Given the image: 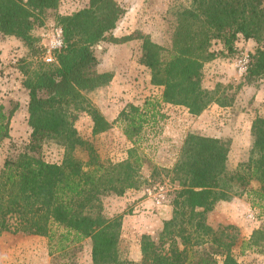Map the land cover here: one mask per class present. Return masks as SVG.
Masks as SVG:
<instances>
[{"label": "trees", "instance_id": "16d2710c", "mask_svg": "<svg viewBox=\"0 0 264 264\" xmlns=\"http://www.w3.org/2000/svg\"><path fill=\"white\" fill-rule=\"evenodd\" d=\"M60 1L0 0V34L21 39L36 54L35 30L52 14L63 28L66 43L56 62L26 71L23 86L29 96L31 138L24 151L6 157L0 167V235L46 237L50 253L63 264H76V252L85 239L92 242L93 264H241L233 254L237 228H214L207 214L218 201L229 199L233 187L264 213V116L253 121L251 156L235 172L227 167L230 139L197 134L185 138L170 169L175 184L169 193L172 215L157 238L142 236L140 261L120 260L123 217L106 216L103 199L123 196L143 183L147 158L140 149L165 118L162 104L183 106L200 115L216 101L203 86L205 64L234 55L239 37L256 43L246 78H264V0H191L174 13L162 44L143 34L116 37L114 31L126 14L116 0H89L87 7L71 15L56 12ZM135 39L142 41L140 62L149 70L150 83L162 93L122 109L117 122L131 147L120 161L104 160L92 142L79 137L71 107L80 109L84 90L113 78L111 72L96 71V48ZM216 44L220 50L214 49ZM87 111L93 121L92 135L111 128L98 109ZM13 115V109L0 105V144L10 137ZM50 141L64 148L59 163L43 158L44 144ZM262 243L263 228L243 240L240 250Z\"/></svg>", "mask_w": 264, "mask_h": 264}, {"label": "rangeland", "instance_id": "374dc122", "mask_svg": "<svg viewBox=\"0 0 264 264\" xmlns=\"http://www.w3.org/2000/svg\"><path fill=\"white\" fill-rule=\"evenodd\" d=\"M116 1L127 13L115 29L116 37L143 34L160 44L165 43L168 24L174 13L191 3V0ZM88 3L89 0H61L56 12L71 15L87 7ZM51 23L58 25L52 14L35 30L34 35L39 39L36 54L21 39L11 42L0 34V105L14 110L10 137L0 144V167L6 157L17 155L29 144L32 131L28 124L29 96L23 80L26 71L33 72L47 64L42 59L40 34ZM141 43L140 39H135L120 44H100L96 48L99 63L95 69L99 73L111 72L113 78L106 85L84 90L85 103L80 109L71 107V119L79 137L92 142L104 160L120 161L131 147L117 122L122 109L128 103L142 105L146 99H157L162 93L161 88L151 85L149 70L140 62ZM235 46L237 52L234 55L218 57L221 64L210 68H206L210 62L205 64L203 86L212 91L216 101L200 115H192L183 106L162 104L160 110L165 118L159 122L157 133L150 134L140 149L147 158L141 173L143 183L123 196L111 194L104 197L105 215L123 217L118 246L121 261H140L142 236L157 238L164 221L171 217L169 193L175 184L170 180V169L179 159L180 148L189 134L230 139L232 146L227 163L230 173L249 160L253 121L264 116V78L247 79L237 64L245 55L249 57L256 43L248 44L239 37ZM214 49L220 50L221 46L216 44ZM88 107L98 109L112 124L108 131L92 135L93 121ZM42 153L45 160L59 163L64 148L50 141L44 144ZM158 199H161L160 203ZM207 222L214 228L227 225L237 228L239 240L233 247V254L241 264H264V243L243 253L240 250L243 240H249L255 231L264 229V213L253 206L241 189H229V199L215 204L207 214ZM91 248V239H85L76 252V264H93ZM0 264L63 263L50 253L48 238L4 232L0 235Z\"/></svg>", "mask_w": 264, "mask_h": 264}, {"label": "built area", "instance_id": "2783aa9c", "mask_svg": "<svg viewBox=\"0 0 264 264\" xmlns=\"http://www.w3.org/2000/svg\"><path fill=\"white\" fill-rule=\"evenodd\" d=\"M40 47L42 50V59L47 64L56 62V54L66 47L63 28L56 24H49L42 29L40 34ZM249 57L245 55L238 60V66L241 73H246L248 69ZM164 199L163 197H160ZM158 199V203L161 202Z\"/></svg>", "mask_w": 264, "mask_h": 264}, {"label": "crops", "instance_id": "0c3cea01", "mask_svg": "<svg viewBox=\"0 0 264 264\" xmlns=\"http://www.w3.org/2000/svg\"><path fill=\"white\" fill-rule=\"evenodd\" d=\"M126 14H127V13H126ZM116 29H117V28H116ZM115 34H116V31H114V35H115ZM2 36H4V35H2ZM115 36H116V35H115ZM4 37H6L7 39H10L11 42H12L14 39H16L15 37H12V36H4ZM243 40L246 41L248 44H250L251 42H253L252 40H245V39H243ZM216 64H217V65L221 64L219 58L216 59V60H213V61L210 62V63H208V64L206 65V68L215 67ZM208 66H209V67H208Z\"/></svg>", "mask_w": 264, "mask_h": 264}]
</instances>
